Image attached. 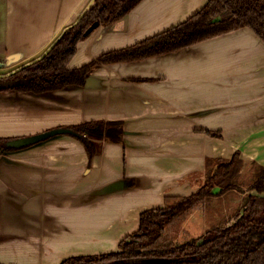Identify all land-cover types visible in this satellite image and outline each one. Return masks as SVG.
I'll return each instance as SVG.
<instances>
[{
    "label": "crops",
    "instance_id": "0c3cea01",
    "mask_svg": "<svg viewBox=\"0 0 264 264\" xmlns=\"http://www.w3.org/2000/svg\"><path fill=\"white\" fill-rule=\"evenodd\" d=\"M209 0H143L78 45L71 69L174 27ZM94 0H0V76L43 57ZM133 78L143 79L133 81ZM122 121L90 161L69 134L0 153V263L119 250L140 215L195 193L209 161L264 166V40L243 28L172 54L97 67L85 87L0 93V137ZM206 131H220V137ZM245 164V166H246Z\"/></svg>",
    "mask_w": 264,
    "mask_h": 264
},
{
    "label": "trees",
    "instance_id": "16d2710c",
    "mask_svg": "<svg viewBox=\"0 0 264 264\" xmlns=\"http://www.w3.org/2000/svg\"><path fill=\"white\" fill-rule=\"evenodd\" d=\"M142 1L94 0L90 10L68 27L43 57L0 77V83L29 80L28 83L0 93L13 90L42 95L70 86L85 87L97 67L172 54L243 28L252 29L264 40V0H209L195 15L168 30L132 46L106 52L82 67H69L78 45L97 30L87 33L94 24L112 26ZM67 129L70 136L84 144L91 162L99 152L97 140L123 142L122 121H90ZM205 133L221 136L220 131ZM13 140L0 137L1 154L17 150L8 146ZM241 163L239 152L231 161H209L210 175L197 192L167 196L162 208L141 213L137 231L120 242L118 251L72 256L60 264H264V166H259L255 181L249 186V191L257 194L245 196L242 211L229 224L212 227L203 237L183 243L173 239L177 226L205 200L237 189L234 173ZM215 188L221 191L214 193Z\"/></svg>",
    "mask_w": 264,
    "mask_h": 264
},
{
    "label": "rangeland",
    "instance_id": "374dc122",
    "mask_svg": "<svg viewBox=\"0 0 264 264\" xmlns=\"http://www.w3.org/2000/svg\"><path fill=\"white\" fill-rule=\"evenodd\" d=\"M232 159L226 160L231 161ZM240 160L242 163L237 167L234 173L237 189L223 193L222 196H214L208 201L205 200L201 205L195 208L191 215L177 226L176 233L173 237L174 240L183 243L190 239L201 238L212 227L229 224L234 216L242 211L245 196L248 194H257L256 191H249V186L255 181L259 166L262 165H257L255 163L246 164L245 161L241 159V154ZM202 174L204 179L200 188L205 184L210 175V170L207 165L206 171ZM220 191V188H215L214 193Z\"/></svg>",
    "mask_w": 264,
    "mask_h": 264
},
{
    "label": "water",
    "instance_id": "95a60500",
    "mask_svg": "<svg viewBox=\"0 0 264 264\" xmlns=\"http://www.w3.org/2000/svg\"><path fill=\"white\" fill-rule=\"evenodd\" d=\"M98 28H99V23H96L88 30L87 33L88 34L92 33L94 30H96ZM28 82H29V80H16V81L1 82L0 83V91L8 90V89H14V88L23 86L24 84H26ZM69 133H71V131L67 128H57V129L50 130L48 132H44L42 134H37V135L26 137V138L15 139V140L9 142L8 146L19 150L22 148H27V147L42 143V142L49 140L51 138H54L56 136L69 134Z\"/></svg>",
    "mask_w": 264,
    "mask_h": 264
},
{
    "label": "flooded vegetation",
    "instance_id": "af4514ba",
    "mask_svg": "<svg viewBox=\"0 0 264 264\" xmlns=\"http://www.w3.org/2000/svg\"><path fill=\"white\" fill-rule=\"evenodd\" d=\"M12 74V73H11ZM8 75H10V74H8ZM8 75H5V76H8ZM5 76H0V77H5Z\"/></svg>",
    "mask_w": 264,
    "mask_h": 264
}]
</instances>
